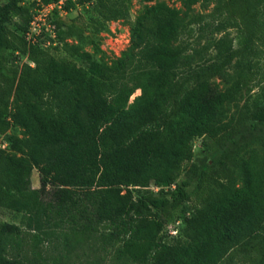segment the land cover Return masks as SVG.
<instances>
[{"label":"trees","instance_id":"obj_1","mask_svg":"<svg viewBox=\"0 0 264 264\" xmlns=\"http://www.w3.org/2000/svg\"><path fill=\"white\" fill-rule=\"evenodd\" d=\"M89 1L95 21L123 19L130 32L127 47L109 62L82 49L83 26L64 23L55 8L56 40L48 43L78 59L50 55L46 39L23 37L29 7L0 3V48L28 59L0 71V129L12 95L7 123L21 132L5 135L9 151L0 148V210L20 216L19 223L0 220V264H39L19 253L21 226L39 242L53 233L52 210L81 199L96 222L121 236L116 255L126 264H264V152L238 154L252 140L264 143V0H180L181 8L140 0L133 17L126 0H64L61 8L67 14ZM210 1L211 31L235 19L236 43L222 33L183 54L175 42L185 17L193 4ZM11 16L19 33L5 29ZM63 33L78 42L62 41ZM208 48L210 57L194 60L195 51ZM231 61L234 78L219 89L210 79ZM253 87L248 105L226 117V106ZM135 88L139 95L126 105ZM194 136L207 151L199 162L192 159ZM237 166L242 184L231 186L226 175ZM33 169L37 187L30 185ZM178 207L180 225L165 241L154 211L169 219Z\"/></svg>","mask_w":264,"mask_h":264},{"label":"rangeland","instance_id":"obj_2","mask_svg":"<svg viewBox=\"0 0 264 264\" xmlns=\"http://www.w3.org/2000/svg\"><path fill=\"white\" fill-rule=\"evenodd\" d=\"M5 0H0V3ZM128 4V11L130 17L138 14L144 3L140 0H126ZM162 1L170 7L181 8L180 0H155ZM91 3L76 4L72 10L67 14H62L61 18L64 23H72L73 25L83 26L84 33L88 35V41L82 45V49L92 54L95 59H101L109 62L112 58L119 55V53L127 47L130 40V32L127 23L123 19H116L98 23L93 18ZM213 3L197 2L192 5L190 11L183 21L177 41V47L185 48L183 54L191 53L192 49L200 47L205 38L213 36L217 37L222 33L232 37L236 43L235 36L237 34V27L235 26V19H231L229 24L223 31L212 32V20L206 16L212 9ZM16 12V10H13ZM196 15H203V18L196 22L194 17ZM217 20H213V24ZM18 22L13 16L10 21L5 24L7 31H14L19 33L20 29L17 26ZM63 28V27H62ZM62 41L78 42L74 35L62 34ZM60 45V44H59ZM44 51L54 57H66L67 59H78L69 56L61 46H53V44L46 43L42 45ZM194 60L199 58H207L213 54L211 48L204 51H195ZM5 57L4 62L0 64L3 73L9 72L11 67L19 65L23 61H28L25 54L12 51L10 48H0V60ZM192 60V59H191ZM260 63V62H259ZM4 64V65H3ZM234 78V64L233 61L224 70L220 76H215L210 81L219 89H224ZM256 92V87L246 92L242 90L239 94L238 102L235 104H228L226 106L225 115L228 118H236L239 111L244 109L245 103H249L250 98ZM11 93V92H10ZM139 88L133 89L127 98L126 105L132 102L133 98L139 95ZM12 94V93H11ZM12 95L8 97V105L3 110V119L6 122V128L0 129V148L8 150V142L5 135L13 133L21 135L18 128L9 125L10 114L12 112L10 101ZM248 105V104H247ZM204 141V139H203ZM202 137L194 136L192 140V159L199 162L204 156H207L206 149L201 145ZM239 156L246 157L251 150H254L258 157L262 156L264 152V143L262 140H252L244 146H239ZM180 178L182 175L179 176ZM30 185L32 187L38 186V172L33 169L30 173ZM226 180L231 186H239L242 184V175L239 167L232 169L230 175H226ZM143 189H134L133 193H141ZM47 197H44L46 199ZM182 208L179 207L171 211L172 218H164L162 214L154 211V216L164 221V232L167 235L165 241H169L168 237L171 232L169 230L178 228L180 225V215ZM52 215L55 220L53 233L46 238L41 237L39 242H36L34 231L21 226V232L17 239V247L21 256L27 260L34 259L39 264H126L125 259L119 258L116 255L117 249L121 245V236L114 234V228L108 222L98 223L92 213V205L88 200L81 199L77 202L70 203L66 208L59 210L57 213L55 209L52 210ZM19 215H13L8 211L0 210V220L12 221L19 223ZM163 232V233H164ZM123 234V232H121ZM34 246L38 252V256L34 253Z\"/></svg>","mask_w":264,"mask_h":264},{"label":"built area","instance_id":"obj_3","mask_svg":"<svg viewBox=\"0 0 264 264\" xmlns=\"http://www.w3.org/2000/svg\"><path fill=\"white\" fill-rule=\"evenodd\" d=\"M63 1L56 0L55 2L43 4L41 0H20V4L28 6L30 11V19L26 30L23 32V37L26 41L35 43L43 38L46 39L44 43L46 44L49 38L55 43L56 30L52 22V10L54 8L57 9L58 15L66 14L61 8ZM169 232L174 234L175 229L169 230Z\"/></svg>","mask_w":264,"mask_h":264}]
</instances>
